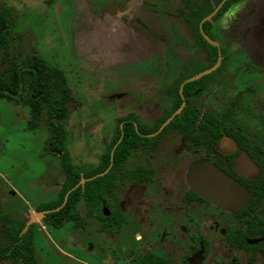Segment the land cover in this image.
Listing matches in <instances>:
<instances>
[{
	"label": "flooded vegetation",
	"instance_id": "af4514ba",
	"mask_svg": "<svg viewBox=\"0 0 264 264\" xmlns=\"http://www.w3.org/2000/svg\"><path fill=\"white\" fill-rule=\"evenodd\" d=\"M228 1L210 0L213 9L199 21L197 34L195 10L206 5L196 0H93L97 10L106 7L112 20L120 19L137 33L145 31L161 42L168 37L174 45L165 48L164 64L131 67L128 82L114 85L100 99L113 123L92 164L81 168L74 163L68 146L70 115L65 121L66 151L80 175L76 188L86 183L84 175L91 170L99 172L90 179L107 174L102 182L107 187L102 189V183L96 187L94 212L84 199L77 204L78 225L64 220L54 227L45 221L52 211L39 210L56 203L67 182L60 155L47 146L65 176L55 202L31 206L0 176L12 195L9 200L16 197L23 205L15 210L0 201V252L11 244L8 227L23 222L25 229L34 226L36 264H47L38 257L36 238L49 227L59 229L72 222L85 235H93L90 250L97 258L88 264H264V132L251 131L245 124L250 113L264 119V77L249 56L239 51L234 55L224 45L226 33L219 22L244 2L237 0L225 8ZM132 7L143 9L142 15L129 17ZM153 28L167 35L155 34ZM179 46L190 49L188 56L181 57ZM73 102L74 96L70 113ZM200 164L210 165L243 187L247 204L233 212L200 195L193 189ZM210 175L199 173L208 181ZM4 194L0 189V198ZM86 244L89 252L88 240ZM52 248L62 264L67 259L77 262L58 247ZM0 264L14 263L0 255Z\"/></svg>",
	"mask_w": 264,
	"mask_h": 264
},
{
	"label": "rangeland",
	"instance_id": "374dc122",
	"mask_svg": "<svg viewBox=\"0 0 264 264\" xmlns=\"http://www.w3.org/2000/svg\"><path fill=\"white\" fill-rule=\"evenodd\" d=\"M0 1L13 9L18 31L25 35L27 44L65 76L74 96L67 125L69 150L81 168L92 164L94 153L103 150L113 123L100 99L106 98L114 85L128 82L131 67L145 62L164 64L165 48L174 44L168 37L161 42L145 31L137 33L120 19L112 20L106 7L97 10L93 0ZM128 13L129 17L140 16L143 9L132 7ZM219 26L228 34L223 38L226 48L234 55L239 51L249 56L264 77V0H244L225 14ZM189 51L177 48L182 58ZM30 114L28 106L0 99V176L32 206L55 202L65 176L58 158L46 150L48 130L27 128ZM250 115L245 118L246 126L264 132V119ZM1 177L0 189L6 194L0 201L15 210L23 207L18 198L13 204L9 200L12 195ZM94 243L93 235H85L72 222L59 229L49 227L45 235L36 238L38 257L47 264H62L52 254L53 246L78 263L88 264L97 258V253L90 250ZM77 262L67 259L65 264Z\"/></svg>",
	"mask_w": 264,
	"mask_h": 264
},
{
	"label": "trees",
	"instance_id": "16d2710c",
	"mask_svg": "<svg viewBox=\"0 0 264 264\" xmlns=\"http://www.w3.org/2000/svg\"><path fill=\"white\" fill-rule=\"evenodd\" d=\"M212 1L215 4L221 2V0ZM236 1L229 0L225 8ZM200 2L206 7L195 10L193 26L197 34L199 21L213 9L210 0H196L197 4ZM205 26L208 27L209 24ZM209 48L213 52L216 51L214 47L209 46ZM215 61L214 56L212 63ZM0 99H6L16 105L28 106L31 114L27 128L37 131L43 125L46 126L50 134L46 146L54 155H60L67 182L56 203L39 208V210L52 211L46 215L45 221L54 227H60L64 220L75 221L78 225L80 214L77 204L84 199L88 210L93 213L94 206L98 202L96 187L105 180L107 174L90 179L99 172V170H91L84 175L87 179L86 183L76 188L80 182V175L72 166L70 154L65 146V121L70 115L72 91L63 73L25 44L23 34L18 31L13 9L2 1H0ZM104 187L107 185L102 183L101 188ZM67 193H69L68 199L64 204ZM25 227L26 223L23 222L12 223L8 227L11 244L0 252L1 257L11 260L14 264H36L33 244L34 226L31 225L27 229Z\"/></svg>",
	"mask_w": 264,
	"mask_h": 264
},
{
	"label": "water",
	"instance_id": "95a60500",
	"mask_svg": "<svg viewBox=\"0 0 264 264\" xmlns=\"http://www.w3.org/2000/svg\"><path fill=\"white\" fill-rule=\"evenodd\" d=\"M200 172H210L209 181L205 177H199ZM194 174L196 184L193 185V189L217 206L236 212L249 201L243 187L210 165L200 164Z\"/></svg>",
	"mask_w": 264,
	"mask_h": 264
}]
</instances>
